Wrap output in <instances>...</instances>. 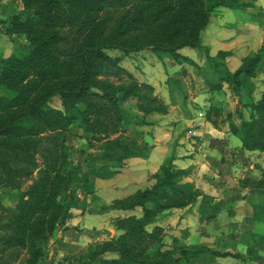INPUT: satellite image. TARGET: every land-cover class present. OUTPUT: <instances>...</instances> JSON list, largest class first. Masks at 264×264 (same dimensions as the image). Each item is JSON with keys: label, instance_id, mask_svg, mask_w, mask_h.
Segmentation results:
<instances>
[{"label": "trees", "instance_id": "obj_1", "mask_svg": "<svg viewBox=\"0 0 264 264\" xmlns=\"http://www.w3.org/2000/svg\"><path fill=\"white\" fill-rule=\"evenodd\" d=\"M21 1L23 8L3 28L6 35L24 36L28 53L0 56V188L17 191L11 208L0 194V264H48L51 239L63 238L73 210L82 207L76 181L82 167L68 142L73 127L78 123L91 145L94 140L99 142L101 156L107 160L100 169L119 173L137 145L136 137L127 133L129 123L122 103L136 99L143 121L145 116L166 114L169 109L151 84L132 77L130 82H121L126 71L120 65L121 56L110 52L129 54L149 48L162 60L201 69L180 50L205 51L212 71L205 73L206 83L218 91L224 82L240 89L243 76L255 77L264 61V47L246 56L234 72L226 68L229 51L211 56L202 43L212 14L208 0ZM236 1L220 0L217 5ZM159 24L149 42H126L131 35ZM110 76L118 77L119 83L109 80ZM178 91L183 93L181 86ZM55 97L60 98L62 108L51 104ZM247 106L251 116L243 120V128L230 122L232 133L241 137L243 154L245 150L264 151V93ZM206 114L208 119H232V113L216 106ZM226 144L222 139L211 142L220 149ZM190 173V169L163 165L150 186L113 200L106 210L141 208L142 214L119 216L114 222L123 231L119 237L96 243L88 259H69L70 263L194 264L202 254L244 259L241 252L230 248L181 246L177 240L170 249L161 248L162 228L155 224L160 214L192 205L203 195L194 182L185 181ZM28 181L32 183L24 189ZM258 185L264 186L263 180ZM107 253L117 257L106 259ZM157 254L163 258L156 259Z\"/></svg>", "mask_w": 264, "mask_h": 264}, {"label": "crops", "instance_id": "obj_2", "mask_svg": "<svg viewBox=\"0 0 264 264\" xmlns=\"http://www.w3.org/2000/svg\"><path fill=\"white\" fill-rule=\"evenodd\" d=\"M219 9L212 11L208 26L202 33V43L208 47L211 56L217 55L220 51H229L231 54L226 62L230 65L229 70L234 72L246 56L264 47V0H238ZM195 51L199 52L189 47L180 50L183 55L192 58L199 65L192 56ZM188 65L191 64L186 62L180 64L187 70ZM196 76L194 75L190 82L191 88L189 86V90L183 93L172 91L166 80L162 95L158 96L168 99L166 102L169 105L168 112L145 116L144 124L135 136L136 153L125 159V165L119 173H111L108 168L100 169L107 164L104 157H97V160H103V163L88 167L89 169L83 168L76 173L77 193L82 200V207L73 210V217L68 222L70 229L65 232L61 242L56 243L58 256L68 255L75 260L76 256L85 255L94 243L106 240L101 238L108 233L104 227L106 216L125 215L129 211L106 210L105 206L117 198L132 195L139 189L150 186L154 182L153 175L163 165H173L182 169L192 168L185 181L194 182L198 188L204 190V193L210 185L206 180V172H201L210 169L211 162L222 171L227 170L226 167L230 169L233 166L234 169L239 161L232 156V148L237 147L232 146L230 141L238 140V147H241L242 140L230 131V122L243 128V120L250 119L251 110L247 103L250 100H259L264 93V61L255 77H242L240 89L224 82L221 90L212 91L206 79L200 74ZM173 96L175 103H170ZM220 96L226 97L229 105H225L226 107L221 105L218 101ZM211 104L217 108L224 107L225 113H232L231 121L216 116L208 119L206 112ZM139 113L144 116L142 112ZM205 135L210 139L226 138L228 142L223 149L228 150L232 157H222L220 151L223 149L210 144L208 148L210 150L203 153L199 141ZM249 154H256L254 155L257 157L256 160L264 168V151L245 150L250 163L249 159L254 157H249ZM229 176L227 178L233 181L232 174ZM224 177L226 178V175ZM231 189L235 191L237 185L232 183ZM117 231L120 230L111 227L108 240L114 238Z\"/></svg>", "mask_w": 264, "mask_h": 264}, {"label": "rangeland", "instance_id": "obj_3", "mask_svg": "<svg viewBox=\"0 0 264 264\" xmlns=\"http://www.w3.org/2000/svg\"><path fill=\"white\" fill-rule=\"evenodd\" d=\"M62 1L64 2L65 0ZM219 1L220 0H208L209 6L212 7V11L220 10L219 8L222 5H217ZM22 8L23 5L21 0H0V56H9L12 54L25 55L28 53V42L25 37L6 35L4 34L3 28L7 27L6 23L8 25L10 24L12 16L20 12ZM161 26L162 24H159L155 29L135 33L131 35L126 42L130 45L149 42L153 39L155 32ZM110 53L113 56H121L120 65L126 70L123 72L121 82H130L132 77L139 82L149 83L154 87V94L157 96L162 95L161 91L164 90V85L167 84L166 80L172 79V81L168 83V86L170 89H173L174 92L178 91V86H181L183 92H187L189 86L191 88L190 82L194 75L198 77L200 74L202 78L206 79L205 73H212L207 64L205 51H195L192 53V56L199 63L201 69L188 65V70L169 58L160 59L149 48L141 51L132 50L129 54H125L119 50L111 51ZM227 59L228 58H226V60ZM226 64V68L229 69L230 65H228L227 62ZM222 71H225L224 68ZM102 79H105V77H102ZM210 79L215 80L212 74L210 75ZM109 80L117 83L120 81L116 76H110ZM227 89L230 90L229 87H227ZM2 93L3 91L0 89V94ZM173 99L174 96L170 103H175ZM161 100L166 103L168 99L165 97V99L161 98ZM218 101H220L223 106L229 105V100L224 96H220ZM51 104L55 107L62 108L59 97H55ZM122 105L129 123L127 133L131 131V135L137 136L144 122L142 114L139 113L136 108V99H129L123 102ZM211 106H213V104H211ZM83 135L85 134L77 123L69 133L68 138L73 157H75V161L81 165L82 170L83 168L95 167L104 162L103 160H97V157H102V150L99 148V142L94 140L93 145H91L90 140L83 138ZM202 137L203 139L199 141V145H201L203 153H206L207 150H210L208 149L209 144L212 146L211 142L213 139L206 137V135ZM238 137L241 138L239 135ZM222 140L228 142L226 138ZM230 144L237 147L232 148L231 151L232 156L236 157V160L239 161L234 169L232 166L230 169L226 167L227 170L222 171L221 169H217L216 164L211 162L210 169L206 168L207 170L201 172H206V180L210 186L206 188V192H203V195L199 197L197 202L187 206V208H172L160 214L155 224L162 228L160 238L162 240L161 248L163 250L173 247L177 240L178 245L181 246H218L223 249H233L244 255V259H236L233 257L215 258L210 254H202L194 260V264H264V186L260 187L258 185L261 180H263L264 185V168L262 164H259L260 162L258 163V160H256L257 157L254 156L256 154H249V157L254 158H250V163L248 162L247 156L243 154L242 151H240V147H238V140H231ZM220 153L222 157H232L228 150L223 149ZM189 169L190 172H192V168ZM229 174H232L233 181L227 178L230 177ZM225 175L226 178L224 177ZM201 181L203 182V180ZM31 183V181H28L24 185V189ZM232 183L237 185L235 191L231 189ZM0 194L3 196V203L5 206L8 208L13 207V203L17 197V191L12 192L9 189L0 188ZM141 214L142 210L138 208L135 211H129L125 213V215L120 216H140ZM118 217L119 216L115 215L106 216L104 219V227L108 233L102 235L101 238L108 240L110 236L109 230L111 227H115L114 222ZM117 233L115 237H119L123 231L120 230L117 231ZM64 235H62L61 238L64 237ZM58 239L59 237H53L51 239L48 252L49 257L47 259L48 264H54V262H57V264H68V262H70L68 260L72 259L71 256L68 255L58 256L56 253V243L62 240ZM101 241L103 242L105 240ZM101 241L96 243H101ZM94 244L91 245V248H89L85 255L80 257L76 256L75 260L88 259L90 251L94 248ZM249 249H252L251 253ZM175 255L179 256V254ZM104 257L106 259H113L116 258L117 255L107 253ZM155 258L162 259L163 256L157 254ZM90 264L102 263L97 261L91 262Z\"/></svg>", "mask_w": 264, "mask_h": 264}, {"label": "water", "instance_id": "obj_4", "mask_svg": "<svg viewBox=\"0 0 264 264\" xmlns=\"http://www.w3.org/2000/svg\"><path fill=\"white\" fill-rule=\"evenodd\" d=\"M74 158V157H73Z\"/></svg>", "mask_w": 264, "mask_h": 264}]
</instances>
